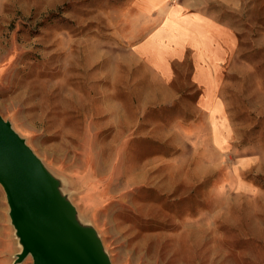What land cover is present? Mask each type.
I'll use <instances>...</instances> for the list:
<instances>
[{
    "label": "rangeland",
    "instance_id": "374dc122",
    "mask_svg": "<svg viewBox=\"0 0 264 264\" xmlns=\"http://www.w3.org/2000/svg\"><path fill=\"white\" fill-rule=\"evenodd\" d=\"M195 10L227 28L212 80ZM0 114L113 264H264V0H0Z\"/></svg>",
    "mask_w": 264,
    "mask_h": 264
},
{
    "label": "water",
    "instance_id": "95a60500",
    "mask_svg": "<svg viewBox=\"0 0 264 264\" xmlns=\"http://www.w3.org/2000/svg\"><path fill=\"white\" fill-rule=\"evenodd\" d=\"M0 186L19 246L14 264H113L96 229L83 222L61 180L0 114Z\"/></svg>",
    "mask_w": 264,
    "mask_h": 264
},
{
    "label": "crops",
    "instance_id": "0c3cea01",
    "mask_svg": "<svg viewBox=\"0 0 264 264\" xmlns=\"http://www.w3.org/2000/svg\"><path fill=\"white\" fill-rule=\"evenodd\" d=\"M179 15H177L178 17ZM180 24L189 35L181 49L188 48L193 51L195 69L200 75H205L210 80L214 77V67L219 64L217 55V39L219 34L225 33L227 28L220 25L216 19L204 10H195L181 14ZM226 35V34H225ZM187 45V46H185ZM185 46V47H184ZM172 57V56H171Z\"/></svg>",
    "mask_w": 264,
    "mask_h": 264
}]
</instances>
